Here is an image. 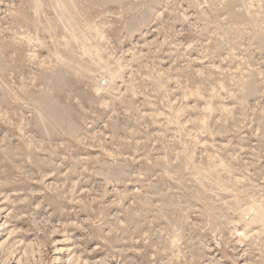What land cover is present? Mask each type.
Segmentation results:
<instances>
[{"label": "rangeland", "instance_id": "1", "mask_svg": "<svg viewBox=\"0 0 264 264\" xmlns=\"http://www.w3.org/2000/svg\"><path fill=\"white\" fill-rule=\"evenodd\" d=\"M0 264H264V0H0Z\"/></svg>", "mask_w": 264, "mask_h": 264}, {"label": "bare ground", "instance_id": "2", "mask_svg": "<svg viewBox=\"0 0 264 264\" xmlns=\"http://www.w3.org/2000/svg\"><path fill=\"white\" fill-rule=\"evenodd\" d=\"M246 210H250V211H253L254 210V208L253 207H251V208H248V209H246ZM245 210V211H246ZM258 213V212H257ZM256 215V214H255Z\"/></svg>", "mask_w": 264, "mask_h": 264}]
</instances>
